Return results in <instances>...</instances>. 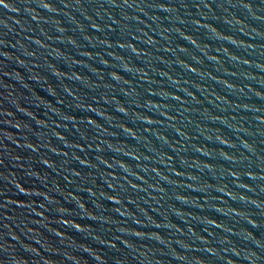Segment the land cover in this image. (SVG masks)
Returning <instances> with one entry per match:
<instances>
[{
  "label": "water",
  "instance_id": "95a60500",
  "mask_svg": "<svg viewBox=\"0 0 264 264\" xmlns=\"http://www.w3.org/2000/svg\"><path fill=\"white\" fill-rule=\"evenodd\" d=\"M0 264H264V0H0Z\"/></svg>",
  "mask_w": 264,
  "mask_h": 264
},
{
  "label": "snow or ice",
  "instance_id": "6c2138e0",
  "mask_svg": "<svg viewBox=\"0 0 264 264\" xmlns=\"http://www.w3.org/2000/svg\"><path fill=\"white\" fill-rule=\"evenodd\" d=\"M6 6V5H5Z\"/></svg>",
  "mask_w": 264,
  "mask_h": 264
}]
</instances>
